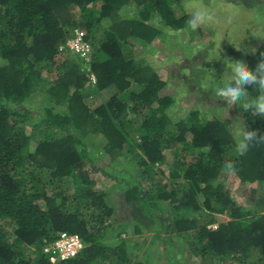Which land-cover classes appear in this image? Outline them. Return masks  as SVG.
<instances>
[{"label": "trees", "instance_id": "1", "mask_svg": "<svg viewBox=\"0 0 264 264\" xmlns=\"http://www.w3.org/2000/svg\"><path fill=\"white\" fill-rule=\"evenodd\" d=\"M174 2L0 0V264H51L44 247L62 232L80 236L84 247L60 264H187L179 258L187 245L203 264H264V144L239 156L237 131L225 119L199 106L173 117L177 99L162 93L166 79L136 55L135 37L152 43L158 22L187 25ZM127 5L135 8L128 16ZM76 27L93 45L89 59L59 49ZM260 40L250 69L264 58ZM110 87L108 99L87 103ZM246 87L254 99L257 90ZM38 95L46 97L38 103ZM237 109L245 128L264 133V116L243 103ZM87 133L105 139V154L130 153L139 168L152 167L151 179L165 172L171 152L175 166L147 190L130 175L124 198L109 199L88 169L98 145L89 148ZM225 173L246 186L250 204L234 196ZM163 229L174 234L166 235L167 250H156ZM108 231L114 235L104 240ZM146 232L149 241L131 238Z\"/></svg>", "mask_w": 264, "mask_h": 264}, {"label": "rangeland", "instance_id": "2", "mask_svg": "<svg viewBox=\"0 0 264 264\" xmlns=\"http://www.w3.org/2000/svg\"><path fill=\"white\" fill-rule=\"evenodd\" d=\"M173 8L177 17L187 14L189 19L190 14L195 10L209 12L214 16V22L211 26L201 25L199 31L195 33L190 30L188 23L185 27L174 30L158 22L161 31L152 43L135 37L136 55L151 60L166 79L167 84L162 93L171 94L177 99V103L169 108V113L173 117L184 115L189 107L199 106L208 113H205L206 117L212 118L216 114L223 119L220 113L226 111L224 107L227 105L225 101L213 96L210 86L223 76L226 70L224 63L226 58L246 63L253 50L263 41L260 39L264 38V0H175ZM134 9L127 5L121 11L128 16L134 13ZM108 21L109 19L106 20ZM113 89L114 87H110L97 93H90L86 96V101L90 106H94L108 99ZM43 97L46 96H36V101L42 102ZM237 108V104L227 107L228 115L224 119L231 130H236L239 134L242 117ZM85 137L89 148L98 145L97 150L94 151L95 162H92L88 169L95 178L97 186L106 189L109 199L124 198L123 188L127 185L126 177L134 174L135 179L142 186H146L147 190L153 187L154 180H168L170 175L167 173L175 166L171 152L167 154L169 164L168 161L167 164H162L165 172L156 173L154 179H151L147 173L155 171L152 167L149 171L145 170L144 166L139 168L130 153L118 151L116 157L105 154L102 149L105 139L99 135L87 133ZM168 152L169 150H166V153ZM224 177H228V187L233 191L234 196L241 203L250 204L246 186L230 173H225ZM169 206L171 207V204ZM206 217L209 216L203 215L202 219ZM219 217L224 220L230 218L226 214H220ZM217 226L218 222L208 224L211 228ZM164 231L166 230H161V235L157 238L156 250H167L166 235L174 234L171 230ZM124 234L122 236H125ZM113 235L114 232L108 231L104 240H110V236ZM152 237V232H146L131 238L145 242ZM130 242L134 244L133 239ZM135 245L133 254L135 257H140L142 250L139 249L144 245L142 243ZM156 256L159 254H155ZM179 258L187 264H203L202 259L194 255L188 245L184 255L181 253ZM154 261L157 262L158 259ZM220 263L222 264V260Z\"/></svg>", "mask_w": 264, "mask_h": 264}, {"label": "clouds", "instance_id": "3", "mask_svg": "<svg viewBox=\"0 0 264 264\" xmlns=\"http://www.w3.org/2000/svg\"><path fill=\"white\" fill-rule=\"evenodd\" d=\"M190 15L191 18L188 20V24L194 30L201 25L211 26L214 22V16L206 11L195 10ZM261 55L264 57V53ZM224 63L226 70L223 76L218 82H214L210 86L213 90V96L225 101L227 107L243 103L244 109L246 111L250 110L253 116H264V58L259 60L254 69H250L241 60H229L226 58ZM248 85L254 86L258 92L254 99L248 98L246 87ZM227 107H224L226 109L225 112L220 113L223 119L228 115ZM234 139L236 153L239 156H243L250 148L264 144V133L258 134V130H248L241 125L240 132ZM226 167L229 169L233 168L234 162L227 163Z\"/></svg>", "mask_w": 264, "mask_h": 264}, {"label": "built area", "instance_id": "4", "mask_svg": "<svg viewBox=\"0 0 264 264\" xmlns=\"http://www.w3.org/2000/svg\"><path fill=\"white\" fill-rule=\"evenodd\" d=\"M92 47L91 41L85 38V31L76 27L73 35L68 37L66 41L59 46V49L70 50L74 54H77L80 59H89ZM84 63L85 60L83 65H86V63ZM90 77L93 81L96 80L93 72H91ZM83 247L84 242L80 236L74 233L62 232L57 239L45 245L44 251L49 253L51 264H60V260H65L77 255Z\"/></svg>", "mask_w": 264, "mask_h": 264}]
</instances>
